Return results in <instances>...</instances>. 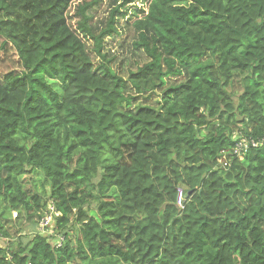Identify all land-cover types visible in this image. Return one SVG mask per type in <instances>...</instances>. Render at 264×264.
Returning <instances> with one entry per match:
<instances>
[{
    "label": "trees",
    "instance_id": "trees-1",
    "mask_svg": "<svg viewBox=\"0 0 264 264\" xmlns=\"http://www.w3.org/2000/svg\"><path fill=\"white\" fill-rule=\"evenodd\" d=\"M112 3L0 0V264H264V0Z\"/></svg>",
    "mask_w": 264,
    "mask_h": 264
},
{
    "label": "built area",
    "instance_id": "built-area-1",
    "mask_svg": "<svg viewBox=\"0 0 264 264\" xmlns=\"http://www.w3.org/2000/svg\"><path fill=\"white\" fill-rule=\"evenodd\" d=\"M264 146V136H262L260 139H248V140H240L237 141L236 147L233 149V155L239 156L241 155L245 149L248 147L250 148H259ZM229 160L227 159V155L223 154L222 157L219 159V163H221L223 166H227ZM177 206L179 208H183V198H182V192L181 190H178L177 192ZM16 215V213H15ZM61 214L57 211V209L51 205L48 208V211L45 212L40 219L37 222V230H39L40 233L48 236L50 233V229L52 228V224L55 221L56 218H59ZM62 239L58 240L57 245L60 246V242Z\"/></svg>",
    "mask_w": 264,
    "mask_h": 264
},
{
    "label": "rangeland",
    "instance_id": "rangeland-1",
    "mask_svg": "<svg viewBox=\"0 0 264 264\" xmlns=\"http://www.w3.org/2000/svg\"><path fill=\"white\" fill-rule=\"evenodd\" d=\"M113 1H120V0H103V3L105 4V7L107 6V8L105 9V11L101 12L100 16H103V17H106L107 13H108V10H110L113 6H114V3H112ZM137 6H140V4H138ZM11 57H14V53L10 54ZM16 57V56H15ZM13 60L14 59H11V61H5L4 63L0 64V74L3 75L5 74L6 72L10 71L11 69H16V65L13 63ZM17 70V69H16ZM0 75V76H1ZM12 219L16 218L15 217V212L12 213ZM5 218H8V217H5ZM35 225H37L36 221H34ZM35 225H32L34 227H36ZM34 227H31L30 225H25L23 230H27L28 228L30 230H34V231H37L36 228ZM7 243L6 239H3L0 240V246H5Z\"/></svg>",
    "mask_w": 264,
    "mask_h": 264
},
{
    "label": "clouds",
    "instance_id": "clouds-1",
    "mask_svg": "<svg viewBox=\"0 0 264 264\" xmlns=\"http://www.w3.org/2000/svg\"><path fill=\"white\" fill-rule=\"evenodd\" d=\"M178 207V206H177Z\"/></svg>",
    "mask_w": 264,
    "mask_h": 264
}]
</instances>
